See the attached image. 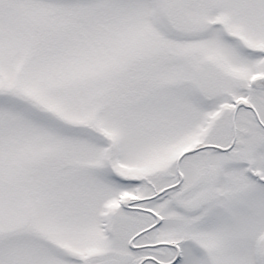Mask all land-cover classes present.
Returning <instances> with one entry per match:
<instances>
[{"label":"snow or ice","instance_id":"obj_1","mask_svg":"<svg viewBox=\"0 0 264 264\" xmlns=\"http://www.w3.org/2000/svg\"><path fill=\"white\" fill-rule=\"evenodd\" d=\"M0 264H264V0H0Z\"/></svg>","mask_w":264,"mask_h":264}]
</instances>
